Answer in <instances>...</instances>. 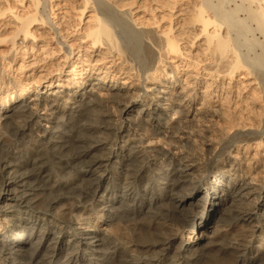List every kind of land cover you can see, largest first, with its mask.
Wrapping results in <instances>:
<instances>
[{"label": "bare ground", "instance_id": "obj_1", "mask_svg": "<svg viewBox=\"0 0 264 264\" xmlns=\"http://www.w3.org/2000/svg\"><path fill=\"white\" fill-rule=\"evenodd\" d=\"M10 1L13 2H11L13 5H11ZM51 1L53 2V0H49V3H47L50 6V12L48 11L50 14L44 19L40 14L41 11L39 12V7L43 4L41 0H0V20L9 16L13 22L10 32H6L3 35L0 34V47H6L5 45L8 44L5 51L0 50V117L1 119L3 117V127H5V130L12 132L14 136L17 134L41 135L44 139L47 130L45 126H42L37 121V119H41L38 116V109L43 107L46 110H54L53 113H56L60 112L63 106L62 111L68 109L71 113L75 112L78 118L77 124L70 126L67 131L64 130L62 136H57L55 139L53 137V140L49 138V141H31L27 146L16 142L19 145L17 148L15 145V148L13 147L14 149L12 150H5L3 146L10 144L9 140L4 135L0 136V148L2 147L0 151V264H21V262L17 261L18 259H27L22 264H51L54 255V248L50 252L39 253H37V250H34V253H31L30 250H25L19 243L23 239L18 234H14L17 238H8V233L11 231L7 226L3 227L4 219L2 218L8 215L6 210L13 207L9 201L16 204L14 207L27 210L26 213L48 215L47 212L49 210H55L50 213L48 218L50 217L60 223L58 227L59 234H66L67 230H70L75 224L85 226L84 232L78 234L73 231L71 234L80 239L78 241L80 245H92L88 240L97 238V241L95 240L97 246L104 245L108 250H111L106 254L103 253L106 256H103L104 258H102L103 260L100 264H137L133 255H130L131 252L150 253L155 256L154 258L151 255L154 259L150 261H155L157 264L170 259L171 257L169 256L171 255L174 257L179 256V252L183 250L179 247L172 249V243L176 240V236L179 233V226H194L186 239V244L192 248L199 241L200 231L209 223L210 218L207 219V216L203 218L202 215L200 217L188 216V213L187 215H182L177 209L186 206L191 207L194 201H199L201 202L200 205H202L201 208H207V213L208 210L212 213L214 210L216 211V207L225 206L229 202L228 199L231 198L230 195L232 193H236L238 198L250 195L252 192H249L250 189L246 184H244L245 186L237 185L236 187L235 182L237 179H239L238 181H242L245 177H250L246 174V176L244 175L245 177L241 175L240 171L244 170L242 168L240 170V165H247L250 169L249 165L251 163L252 170L255 168V165L262 168L261 170L263 171L261 172L264 174V141L262 139L264 136V118L262 120L259 117L261 118V122L259 121L261 126L257 125L259 122L254 120L255 118L252 119V114L251 117H247V113L244 112V105H230L229 101L225 104L227 101L224 102V98L226 99V94L228 93L225 89H228V87H225L221 83L225 78L233 80L236 73L243 69L247 71L245 76H253L254 74L251 73V69L249 71L246 68L247 66H244L245 64L243 65L235 50H233L234 48L232 49L229 31L225 30L226 28L223 27L222 21L220 22L214 14L209 13L208 9L206 10L202 0H101L109 8L118 12V15L122 16L125 20V23L127 22L135 27L137 37L145 39L143 44H139L140 46L138 45L137 48L133 49L118 43L117 38L108 27L109 25L99 16L102 12L95 8L91 0H79L78 5L73 7V15H69L71 17H68V13L64 14L62 11L63 17L61 16L62 18H60L62 21H65L64 17L66 16L68 22L75 17L77 20V24L71 25L65 30V33L68 30L70 31L67 36L76 33V37L65 36L60 26L63 22L60 20V22H54L55 17L57 18L58 15L53 12L54 4L52 5ZM243 1L248 2V8H251L253 11V13L250 12L254 19L252 21H255V25L257 23L259 28H261L259 33L264 37V0ZM59 3L64 5L65 1L62 0ZM18 7H21L23 10L18 11ZM88 13L90 14L88 15ZM168 15L170 21L168 20L165 23L164 18ZM69 18L71 19L69 20ZM226 21L223 22L227 23L228 21ZM35 23H39V29H46L45 35L40 33L37 36V31L33 30ZM81 24H83V28L81 27L79 30ZM177 29H181V32L175 34ZM79 31L81 33L80 36H78ZM188 32L191 36L187 43L185 39ZM56 34L60 37H57ZM46 35L49 36L47 37ZM53 46L55 47L53 48ZM185 46L189 47V53L192 50L189 57H187L188 54H186L187 49L184 48ZM193 50L195 53H193ZM156 54L158 56L157 59ZM172 54H175L179 58L186 56L187 62L191 58V63L187 67L194 66L196 68L202 65V68L199 69L201 70V74L203 73V75L210 77V83L203 90L198 89V98L202 99L203 97L204 99H202L201 105L203 108H206L211 117L223 118L222 121L225 120L227 122L229 130L234 131L232 136L219 140L217 154L224 155L226 152H230L232 147L235 148L237 153H240V150L243 151V154L250 151L248 155L246 154L247 156L240 157V161L237 160L239 161L238 165L236 164L237 166L229 165L232 166L229 173L234 172V174L232 173V177H235L234 180L229 179L228 185L222 183L220 184V188H217L219 184L216 185V183H219V181L212 186V183L208 184V181L205 180L209 171L217 170L225 163L217 162L214 164L212 157V159L207 158L203 161V159L196 155L187 156L188 154H182V156L177 158L170 157L171 159L169 160L166 155L154 150V155H146L153 161H151L153 167L159 166L162 162H169L172 169L177 168L178 173L174 174V179L166 177L162 180H153L152 176L157 172L156 168L151 167L149 169V176H146V170L142 166H139L138 163V165H131L132 167L130 168L127 167L122 175L108 169L110 162L122 155L121 151H108V146L117 143L121 139L122 133H124L123 135L127 137L128 141L130 139V142H136L137 146L133 145L135 148L141 147L148 141V137L143 136V139L140 137L138 140H131L134 136L130 129L133 132L135 131L134 128L127 126L128 124L120 123L116 126L115 124H111V122L109 123L107 119L109 117L108 114L98 116L93 113L95 112V108L100 107V101L98 102L96 98L89 100L92 103L89 106L90 104L87 103L86 105H82L84 104V100L89 99V95L92 96L97 89H100L106 94L104 95L105 102L113 103V105L116 104L117 106L122 105V112L127 115L131 114L134 110H138L142 101H165L166 98L161 95L165 96L169 94L168 90H175L176 86L170 87L163 82H158V78L164 74V72H160L159 67L164 66L162 63L166 62V56ZM132 56L146 60L147 66L139 65L137 70L132 64ZM117 61H120V67L116 70L115 64ZM141 72L145 77L143 81H149L152 86L149 90L151 97L140 95V92H144L142 86H140L141 82L135 86L139 87V91L136 93L130 92V88L117 85L119 78L123 75L126 78L135 76L134 78L139 82L140 78H142ZM198 74L200 73L198 72ZM173 76L172 74L168 75L169 84L174 83V85H178L179 82L175 81ZM196 76L193 78L196 79ZM110 78H112V84L106 87V80ZM217 78L220 79V83L217 82L219 80ZM194 83L199 84L195 80L192 84ZM42 86H44L42 89H45V92H38V89ZM76 87L78 88L77 90H71ZM88 87L91 88L89 91H86ZM62 88L69 90L68 92L71 93L69 95L64 92V97H67V99L58 97V94L63 92ZM55 89L58 90L55 91ZM17 90V96L13 97L12 95ZM194 94L196 95V93ZM172 95L175 96L174 94ZM167 100L169 99L167 98ZM30 103L35 108L27 106ZM67 104L71 106L67 108ZM18 105L35 110L33 112L20 111L21 113H19L17 111L18 113H13L15 111L14 108ZM223 106L227 109L225 110ZM179 107L174 109V113L178 112L177 108ZM114 110L118 111L117 108ZM142 110H138L140 111L139 115L142 113ZM230 110L231 112H229ZM260 114L259 116H261ZM92 123L102 126H92ZM78 133L83 136L81 135V137ZM92 142L96 143V146H93ZM254 150L255 152H252L253 155H251V151ZM189 161L196 163L194 168L197 169H194V171L197 170L199 173L194 178V181H189L191 192H183L185 197L182 199L181 197L183 196L178 194L181 196L179 197L177 192H181L186 188H183L185 181L183 179L189 175V169H193V166L186 164ZM140 163L142 164V162ZM11 171L14 172L12 175H9ZM110 172L109 181L111 189L105 190L104 195L107 193L110 197L107 200H111V202L108 203L109 205L106 204L101 208L95 203V197L99 194L101 180L105 178V174H109ZM65 174H68V177L63 179ZM190 174L192 175V173ZM260 177L264 179V175ZM142 182L144 183L142 186L144 195L138 193L136 195V197L139 196L138 201L140 205L142 200L146 199L147 195L150 194L153 195L154 200H158L161 196L154 197V193L159 189L164 198L172 200L176 210L174 212L173 210L169 211V208L167 212L163 210L152 212L150 214V218L152 219L150 225L141 222L140 218L138 219V205L135 202L132 205H128V201L133 200L138 184ZM204 183L206 187L202 188ZM261 184L264 185V181ZM12 186L20 187L22 193L20 195L17 194V190L13 189ZM39 187H41L40 190H38ZM114 187L118 188L113 189ZM192 189L193 191L195 190L194 194L192 193ZM38 191H41V195H48L47 197L50 198L43 208L37 206V209H33V207L29 206L30 204H27V197L34 195ZM41 195L38 196L41 197ZM117 197L124 200V205L122 206L126 215V220L124 221L132 230L128 238V245L123 246L117 243V237L110 238V235L108 239L101 237L103 226L112 218L104 217L105 214H100L99 211L114 209V199ZM240 203H242L241 206L238 205V207L232 208V213L230 212L231 214L230 216L228 215V218L234 222L243 223L242 235H231L216 242L214 254H211L212 256L208 260L206 258V263L197 257L194 263L191 264H249L246 260L244 261V259L240 258L243 255L238 256V254L258 253V250L250 243V245H245L244 240L246 237H254L256 234L260 236L263 227L254 224V211L252 212V207L249 209L250 207L248 206V208L242 201ZM191 211L194 210L191 209ZM17 212L20 213V211ZM227 212L225 214H228ZM92 215L95 218L90 222ZM159 221L165 227V232H161L162 229L158 230L156 228L157 224H160ZM198 227H201L200 231H197ZM260 242H262L260 245L264 247V238ZM75 255L76 253L73 252L66 253L64 258H62L63 262L61 264H73ZM181 260L179 256L175 260L176 264H189ZM58 263L59 261L56 262V264ZM79 264H87L86 259L80 261Z\"/></svg>", "mask_w": 264, "mask_h": 264}, {"label": "rangeland", "instance_id": "obj_2", "mask_svg": "<svg viewBox=\"0 0 264 264\" xmlns=\"http://www.w3.org/2000/svg\"><path fill=\"white\" fill-rule=\"evenodd\" d=\"M41 1L43 4L40 5L39 12L41 11L40 14L45 19L50 14L49 13L50 12V10H49L50 6L47 4V3H49V0H41ZM61 1L62 0H60V1L59 0H53V2L51 1L52 2L51 4L52 5L54 4V7L52 10L56 15H58L57 18L55 17L54 22H57L59 20L62 21L60 19L63 17L62 11L64 12V14L68 13L67 16L71 17L69 15H73L72 14L73 13V11H72L73 7H76V5H78V3H79V0H74V1L63 0V1H65V4L63 5L62 3H59ZM199 1H201V0H199ZM11 2L12 1H10V3ZM91 2L93 3V5L95 6V8L97 10L102 12L99 16L101 17V19H103V21H105V23H107L109 25L108 26L109 29L112 30L114 36L117 38V41L120 45L129 46L131 49H133V48H137L139 44L144 43L143 42L145 40L144 38L142 39V37L136 36L137 30L135 29V27L132 24H128L127 22L125 23V20L122 18V16L118 15L119 14L118 12L109 8L108 5L105 4V2H103L101 0H91ZM202 2H204V7L206 8V10L208 9V11H210L209 13L214 14L217 17V19L220 20V22L222 21V23L224 24L223 27L226 28L225 30L229 31L228 34L230 35V38H231L230 39V45H231L232 49L234 48L233 50H235L237 56L239 57L240 61H242L243 65L245 64L244 66L245 67L247 66L246 68L249 71L251 69V73H253L255 75V76L254 75L253 76L252 75L245 76L247 71L245 69H243L242 71H239L236 73L233 80L226 79V78L223 79L221 81V83L225 87L226 86L228 87V89H225V91L228 93L226 94V99L224 98V102L227 101V102H225V104H227L229 101L230 105H232V104L244 105V108H245L244 112L247 113V117L248 116L251 117V114H252L253 115L252 119L255 118L254 120H256L257 122H259V121L261 122V118H262V120L264 118L263 117L264 116V113H263L264 112V107H263L264 106V89H263L264 88V86H263L264 85V37L262 36L261 33H259L261 28H259L257 23L255 25V23H254L255 21H252V20H254L252 18V14H251V13H253V11L251 8H248L249 7L248 2L243 1V0L242 1L241 0H202ZM12 3H11V5H13ZM244 7H247V8H244ZM21 10H23V9L21 7H18V11H21ZM246 12H248V13L246 14ZM89 14L90 13H88V15ZM67 16L64 17L65 18L64 20L66 22L62 21L63 23H61V25H60L61 30H63L65 36H67L68 33L70 32L68 30V32L65 33V30H67L71 25L77 24L76 17L73 20L68 22ZM72 17H74V16H72ZM225 17H227V18H225ZM168 18H169V15L164 18L165 23H167L168 20L170 19V18L169 19ZM70 19L71 18H69V20ZM226 19L228 22L226 21ZM171 20H173V19H171ZM223 21L224 22L226 21L227 23H224ZM226 24H228V25H226ZM225 25H226V27H225ZM39 26H40L39 23H35L33 30L37 31L36 32L37 36L40 33H43V35H45L44 32H46V29H39L40 28ZM12 27H13V22L10 20L9 16H6L2 20H0V34L1 35L5 34L6 32H10ZM81 27L83 28V24L80 25L79 30ZM178 32H181V29H177L175 31V34H177ZM80 34L81 33L79 31L78 36H80ZM71 36L76 37V33L75 34L72 33L71 35H69L67 37H71ZM190 36L191 35L189 32L186 33L187 38L185 40L187 41V43L189 41ZM57 37H60V36L57 35ZM5 46L6 47H0V50L5 51V49H7L8 44ZM54 47L55 46H53V48ZM63 48H64V46H63ZM184 48L187 49V51H186V54H188L187 57L191 56L190 53L192 52V50L189 53V51H188L189 47L185 46ZM193 53H195L194 50H193ZM131 58L133 60L132 64L134 65V67L137 70L139 68V65L140 66L144 65L145 67L147 66L146 60H142V59L135 57V56H132ZM157 58H158V56L156 54V59ZM185 58H186V56H183L181 58L176 57L175 54L166 56V59H165L166 62L162 63V64H164V66L159 67V69L161 70L160 72H164V74L161 75L160 78H158V82H163L164 84H166L167 86H170V87L176 86V89L175 90L169 89L168 90L169 94H167L165 96L161 95L162 97H165L166 100L168 98L169 100H167V101L165 100L162 102L161 100H156L155 102H152V101L148 100V101L140 102L142 104H140L138 110H140V109L144 110V111L142 110V113H140V115H139L140 111H138V110H134L129 115L124 114L122 112V109H123L122 105L117 106L116 104L113 105V103L110 104V103L105 102V96L104 95H106V94L104 91H101L100 89H97L92 96L89 95V97H90L89 99L84 100V104H82V105H86V103H87V104H90L89 106H91V104H92L89 102V100H93L96 98L98 100V102L100 101L99 102L100 107L95 108V112H93V113L95 115H98V116L103 115V114H105V115L108 114L109 117L107 119H108L109 123L111 122V124H113V125L115 124L116 126H118V124H120V123H123L126 125L128 124L127 126L134 128L135 131H133V132L130 129L131 133H133L132 135L134 136V137L131 136L133 138L130 137L131 140L132 139L138 140L140 137H142V139H143V136L148 137L147 138L148 141H146V142L144 141L145 143L141 147L135 148L134 146H137L136 142H134V141L130 142V139L128 141L127 137H124V135H123L124 133H122L121 134L122 137L117 143H114L113 145L108 146V151L110 150L113 152L115 150L118 152H120V151L122 152L121 156L116 157L108 165V169H110V171L113 170L114 172L116 171L118 173H121V175H122L127 167L130 168V167H132L131 165H136L138 163L139 166H142V168H144L146 170V173H145L146 176L147 175L149 176V174H150L149 169L151 167L156 168L157 172L155 174H153V176H152L153 180H157V179L162 180V179H165L166 177H170V179H174V176H175L174 174L178 173L177 168L172 169V167L169 165V162L168 163L162 162V163H160L159 166L153 167V163H152L153 161L150 160V157L149 158L147 157V156L154 155V151L155 152L158 151V152H161L164 155H166L169 158V160L171 158H177L179 156H182V154H184V155L188 154L187 156L196 155L199 158L203 159V161L207 158L209 159L212 157L213 159L212 158L211 159H212L214 164H216L217 162H223V163L225 162V163H224V165L222 164L223 166L221 165V168H219L217 170H212V172L209 171L207 179H205L208 181V184L212 183L211 185L213 186V185H215V183L217 181H219V183H216V185L219 184L218 185L219 187H217V188H220V186H221L220 184L224 183V184L228 185V183L230 181L229 179L234 180L235 176L232 177V173L234 174V172L229 173L230 167L237 166L238 162L240 161L239 158L244 156V155L247 156L250 153V151H248V153H246L247 154L246 155V154L242 153L243 152L242 150H240V151L238 150L240 153H237L235 148L232 147L230 149V152H226L224 155L217 154V152H218V147H217L218 145L217 144H218L219 140L223 139V138H228L229 136H232L234 131L229 130V126H228L227 122H225V120L222 121L223 118L218 119L215 117H211V115L207 112L206 108H203V106L201 105L203 97H202V99L198 98V96H199L198 89L203 90L204 87L210 83V79H209L210 77L203 75V73L201 74V72H200L201 70H199V69L202 68V65H200L199 67H196V68L194 66L187 67L191 63V58L188 59V62L186 61L187 58L186 59ZM119 64H120V61H117L115 64L116 70L118 67H120ZM162 70H164V71H162ZM198 72L200 74L197 75ZM170 74H172V76L174 75L173 76L174 80L179 82L181 85L179 83H178V85H176V84L174 85V83L169 84L170 80L168 79V75H170ZM140 75H142V78H140L139 82L137 81V79L134 78L135 76H130V77L126 78L125 75H123L119 78L117 85L120 87L130 88V90H129L130 92L136 93L139 91V87H135V86L139 85L141 82L142 85L140 84V86H142V90H144V92L143 91L140 92V95L142 94V95L150 96L149 90L152 88V86L150 85L149 81L148 82L147 81L144 82L145 80L143 81V79L145 77H144V74H142V72L140 73ZM195 76H196V79L193 78ZM175 78H177V79H175ZM252 78L253 79L256 78V79L253 80ZM257 78L260 80H258ZM217 79H219V78H217ZM194 80L199 82V84L198 83L192 84V82ZM106 82L107 83L105 86L106 87L110 86L112 84V78L106 80ZM217 82L220 83V79L217 80ZM251 84H255V85H251ZM256 84L261 89L259 87H257ZM43 87L44 86L40 87L38 89V92L39 91L45 92V89H42ZM90 88L91 87H88L86 89V91H89ZM77 89L78 88L76 87V88H72L71 90L75 91ZM56 90H58V89H55V91ZM62 91H63L62 93L60 92L58 94V97H64L65 96L64 92L71 95V93H69L68 92L69 90H67V89L62 88ZM229 92H230V94H229ZM17 93H18V90L16 92H14V94L12 96L13 97L17 96ZM194 93H196V95ZM172 94H174L175 96H173ZM170 97H171V99H170ZM195 97H196V99H195ZM64 99H67V97H64ZM221 101H223V99H221ZM242 102H243V104H242ZM245 102H247V103H245ZM4 103H5V101H4ZM158 105H159V107H157ZM27 106H29L30 108H35L32 103L27 104ZM70 106L71 105H69V104L66 105L67 108H69ZM178 106H180L179 108H177L178 112L174 113V109ZM115 108H117L118 111L114 110ZM223 108L225 110L227 109L224 106H223ZM62 109H63V106L61 108V111L56 112V113H53L54 110H51V111L46 110L43 107L38 109L39 110L38 116L42 120L37 119V121L42 126H45L46 130H47V132L44 135V139H43V137H41V135L38 136V135H29V134H27V135L17 134L16 136H14V135H12V132L5 130V127H3L4 125L2 123L3 117H2V119L0 117V136L4 135L6 137V139L8 138L9 143H10V144L7 143L10 147L8 145L3 146L5 148V150L14 149L15 145L17 148L18 145L21 143L23 145L27 146V145H29V143L31 141L32 142H37V141L40 142V140L41 141H49V138H50V140H53L57 136H62V134L64 133V130L67 131L70 128V126H72L73 124L74 125L77 124V121H78L77 113H75V112L71 113V112H69L68 109H64L62 111ZM14 110L15 111H13V113H15L17 111L19 113H21V112H26V111H29V112L32 111L33 112L35 109L32 110V109L25 108L23 106L21 107V105H18L16 108H14ZM229 112H231V110ZM260 113H262V114H260ZM259 114L261 116H259ZM254 115H255V117H254ZM259 117H261V118H259ZM116 122H118V123H116ZM132 122H133V124H132ZM260 122L257 125L261 126ZM92 124H93L92 126H96V127L102 126V125L97 124V123H92ZM135 126H137V127H135ZM78 135L81 136L82 134L78 133ZM262 139L264 141V136L262 137ZM16 142H19V144ZM147 142H149V143H147ZM91 144L93 146H96V143H94V142H92ZM11 146H12V148H11ZM120 146H123V147H120ZM1 148H0V151H1ZM214 152H215V154H214ZM252 152L254 153L255 150L251 151V155H253ZM213 156H215V157H213ZM237 160H239V161H237ZM137 161H139V162H137ZM140 162H142V164ZM186 164L193 166L192 167L193 169L190 168L189 169V175H187L188 177L187 176L185 177L187 179H185V178L183 179V181L185 180L184 184H183V188L186 187L183 189L185 191L182 190L181 192L180 191L177 192V195L180 194L181 196H183V197H181L180 195H178L182 199H184V197H185L183 192L184 193L191 192V190H190L191 184L189 183V181L190 180L194 181V178H196L198 176V173H199V172H197V170L194 171V169H197V168H194L196 166V163L189 161ZM229 165H232V166H229ZM246 166L240 165V170H241V168L244 170V171H240V173L243 176L246 174V175H249L250 177H245L246 176L245 175L244 176L245 178L242 181H238L239 179H237L235 184H236V187H237V185L238 186L239 185L245 186L244 184H246L250 189V190L248 189L249 192L250 193L252 192L250 195H247L244 198H238V195L236 193H232L230 195V197L232 199L231 198L228 199L230 203L228 202L225 204V206L216 207V211L211 210V211H213L212 213L209 212V210L207 213V208H205V209L201 208L202 205H200L201 202H199V201H194L195 204L193 202L192 203L193 206H191V207L186 206L184 208L177 209V211L178 212L180 211L179 213H181L182 215H187V213H188V216L192 215V216L200 217L202 215L203 218L205 216H207V219L210 218L209 223L204 227V229H202L200 231L201 227L197 228V231H200V235H199L200 239L197 242V244H195V246H192V248H190L191 246H188L186 244V239L189 236V232L192 231L194 226H191V225L179 226L180 227V229H178L179 233L176 236V240L172 243L173 244L172 249H176L179 247L183 250V251L179 252V254H180L179 256L182 259L181 261H185V262H188L189 264H191V263H194L195 258L198 257V258H201V260H204V262L206 263V261L210 258V256H212L214 254L216 242H219V241H221V240H223L226 237H229L231 235L232 236H239V234L242 235V231H243V229H242L243 225L242 224L243 223L242 222H239V223L234 222L230 218H228L230 216V214L232 213V210L234 209V207H238V205L241 206L242 203H240V202L242 201L243 204H245L247 207L248 206L250 207V208L248 207L249 209H251V207H252L251 210H252V212L254 211L253 212L254 224L263 227V231H262L260 236H258L259 234H256V236H254V237H250V238L246 237L247 241H246V239L244 240L245 245L251 244L252 246H254L256 248V250H258V253L254 254V253L250 252V253H247L245 255L243 253H239L238 256L243 255V257L240 256V258L242 260L244 259V261L246 260V262H248L249 264H261V263L264 264V256H263L264 251H262V250H264V247H262L260 245L263 242V241L260 242L261 239L264 238V185L261 184V182L264 181V179L260 176L264 175V174H263V172H261V171H263V170H261L262 168L256 167L255 165H254L255 168L252 170L251 169V163L249 165L250 169L248 166L247 167ZM180 168H182V167H180ZM13 172L14 171H11V173L9 175H12ZM245 172H247V173H245ZM190 173H192V175ZM110 174H111V172L109 174H105L106 175L105 178H103L101 180V182H100L101 188L99 190V194L95 197V203L97 205H99V207H101V208L104 207L109 202H111V200H107V199H110L109 195L107 193H105V195H104L105 190L111 189L110 181H109ZM67 175L68 174H65L63 176V179H66L68 177ZM143 185H144L143 182L138 184V188L136 190V194H134V196H133V200L130 202L128 201V205H130V204L132 205L133 202H135V204L138 205V211H139L138 219L140 218L139 220L141 222H143L146 225H148V224L150 225L151 220H152L150 218V216H151L150 214L152 212H157L159 210L160 211L163 210V211L167 212L169 208L171 209V210L169 209V211L173 210V212H174L176 210L172 200H170V198H164L162 192H160L161 190H159V189H158V191H156L154 193L155 194L154 197L155 196H161L158 198V200H154L153 195L150 194V195H147L146 199L142 200V203L140 205V202L138 201L139 196L136 197V195H137V193L144 195V192L142 191ZM12 187H13V189L17 190V194L20 195L22 193L20 187H15V186H12ZM204 187H206L205 183L202 185V188H204ZM116 188H118V187H116ZM116 188L114 187L113 189H116ZM40 189H41V187H39L38 190H40ZM40 192L41 191H38V192H36L37 194L35 193L34 195L28 196L29 198L27 197V204H30L29 206L33 207V209H35L37 206H39L40 208L41 207L43 208L45 206V203H47V200L50 198V197H47L48 195L47 196L41 195ZM192 193L194 194L195 190L193 191V189H192ZM245 193H246V191H245ZM38 195L39 196L41 195V197H39ZM241 195H243V194H241ZM232 202H233V204H232ZM9 203L13 207L8 208L6 210V212H8L7 216H5V217L2 216L3 217L2 219H4V222L2 224L3 227L7 226V228L11 231L10 233H8V238H10V239L15 238L16 236H14V234L20 235L21 238L23 239L22 241L19 242L20 245H22V248H24L25 250H30L31 253H34L35 252L34 250H37L38 251L37 253H39V252H50V250L54 248L53 249L54 255H53V258L51 260V264H56L57 261H59V263L61 264L63 262L62 258H64V255L66 253H70V252L76 253V255H75L76 257L73 259V262H72L73 264H79L80 261L85 260V259H86L87 264H100V262L103 260L102 258H104L103 256H106L105 254L107 252L111 251V250H108V248L104 245L103 246L102 245L97 246L95 244L97 241V238H91L88 240L92 245H88V246L85 244L80 245L78 243V241L80 239H77L76 237H74L71 234L73 231L75 233H78V234L85 231L86 227L81 226L80 224H75L74 227H72L70 230H67L66 234H63V233L59 234L58 233V227L60 226V223L53 220L50 217L48 218L50 213L54 212L55 210H49V212H47L48 215H43L42 213L41 214L40 213H31V212L26 213L27 210L25 211L24 208L14 207V205H16V204H14V202L9 201ZM170 203H172L173 206ZM123 205H124V200L117 197L116 199H114V205H113L114 209H112V210L108 209L109 211H99L100 214L101 213L105 214L104 217H106V218L110 217V219L112 218L107 224H105L103 226L101 237L104 239L105 238L108 239V237H110V236H111L110 238L117 237L118 238L117 243L119 245H122V246L128 245L127 244L128 238L130 237L131 232H132L131 228H129V225L125 224L124 220H126V218H125L126 215H125V212L122 208ZM198 205H200V206H198ZM255 207H257L258 209ZM119 208H120V210H119ZM191 209L194 211H191ZM17 211H20V213H18ZM226 211H228L227 212L228 214H225ZM118 213H120V214H118ZM116 215L118 218L115 217ZM119 215H121L122 217ZM147 216H148V218H147ZM94 218H95V216L92 215L90 222L93 221ZM198 220H200V219H198ZM159 223L160 224H157L156 228H158V230H161V229L164 230V231L161 230V232H165V229H164L165 227H163L162 222L159 221ZM158 225H160L163 228H161ZM239 232H241V233H239ZM235 234H237V235H235ZM78 238H80V237H78ZM29 243H31V244L29 245ZM259 249H260V251H259ZM103 253H105V254H103ZM130 255H133L134 259H136L137 264H146V263L147 264L148 263L157 264V262H155V261H150V260L155 258V256L150 254V253L131 252ZM179 256L174 257L171 255V256H169V257H171L170 258L171 260L168 259V260L164 261L163 263H159V264H176L175 260H177ZM256 257H258V259H256ZM206 258H207V260H206ZM24 260L27 261V259H18L17 261L21 262V264H22V263H24ZM17 261H16V263H18Z\"/></svg>", "mask_w": 264, "mask_h": 264}]
</instances>
